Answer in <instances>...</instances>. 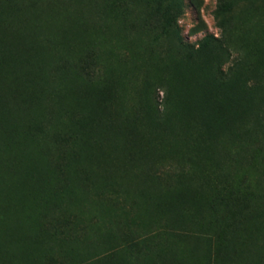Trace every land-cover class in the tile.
Segmentation results:
<instances>
[{
  "label": "rangeland",
  "instance_id": "obj_1",
  "mask_svg": "<svg viewBox=\"0 0 264 264\" xmlns=\"http://www.w3.org/2000/svg\"><path fill=\"white\" fill-rule=\"evenodd\" d=\"M226 1L0 0V264H264V0Z\"/></svg>",
  "mask_w": 264,
  "mask_h": 264
},
{
  "label": "trees",
  "instance_id": "obj_2",
  "mask_svg": "<svg viewBox=\"0 0 264 264\" xmlns=\"http://www.w3.org/2000/svg\"><path fill=\"white\" fill-rule=\"evenodd\" d=\"M232 3H233V1L232 0H227L226 2H225V4H224V6H223V9H225V8H228V7H230L231 5H232ZM213 40H216V38L214 37V36H212L211 37ZM206 43H205V45H203V48H206L205 46H207V44H208V38H206ZM216 47H218V45L216 44L215 45ZM211 60L212 59H208L207 61H209V62H211ZM212 82H217V83H219L220 85L219 86H221V88H222V90L223 91H225V93H227V91H228V85H229V82L228 81H217V80H212V79H210ZM206 81H204L203 82V84L205 83ZM205 85V84H204ZM233 95V92L232 91H230V95ZM229 95V96H230ZM236 98V99H235ZM235 98H233L234 100V102L236 103V104H238L240 101L242 102H244V101H247L245 98H243L242 99V97H235ZM244 106V105H243ZM233 108V107H232ZM234 109V108H233ZM225 111H226V109H225ZM221 114H223V113H221ZM239 113H238V111H235V110H233V115H232V117H233V119L238 115ZM255 115H258V113H255ZM231 119H228V118H226V119H224V116H222L221 117V119L218 121V120H216L215 121V118H213L212 116H211V114H209V115H207V117H206V127H207V129H210V131L211 132H213V131H217V129L219 128V126H221V125H223V124H225V127H229L234 121H231ZM230 124V125H229Z\"/></svg>",
  "mask_w": 264,
  "mask_h": 264
}]
</instances>
